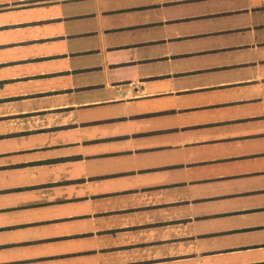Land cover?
I'll list each match as a JSON object with an SVG mask.
<instances>
[{
	"label": "crops",
	"instance_id": "0c3cea01",
	"mask_svg": "<svg viewBox=\"0 0 264 264\" xmlns=\"http://www.w3.org/2000/svg\"><path fill=\"white\" fill-rule=\"evenodd\" d=\"M109 1L0 0V264H264V0ZM144 98L178 160L108 147L147 134L131 117L104 136L76 116ZM224 198L241 206L193 209ZM212 217L218 247L194 228Z\"/></svg>",
	"mask_w": 264,
	"mask_h": 264
},
{
	"label": "rangeland",
	"instance_id": "374dc122",
	"mask_svg": "<svg viewBox=\"0 0 264 264\" xmlns=\"http://www.w3.org/2000/svg\"><path fill=\"white\" fill-rule=\"evenodd\" d=\"M205 1H213V0H205ZM110 3L109 0H100V5L105 4L108 5ZM71 4V3H70ZM75 4V3H73ZM74 6V5H73ZM89 8V6H86ZM67 8V7H66ZM69 9V8H67ZM75 9H79V6ZM73 9V11H77ZM55 9H52L50 11V14L55 13ZM239 11L230 12L229 15H238ZM48 30V29H45ZM225 40V39H223ZM219 43L218 41H213V43ZM214 43V44H215ZM47 48L46 46H44ZM48 50L50 52L59 51V44L58 43H52L51 46H49ZM84 60H87L86 58ZM220 61H224V57L219 58ZM54 63V62H53ZM56 64H51L41 62L37 64V68L39 70L48 71L52 68H59L62 67L63 61L60 60L59 62H55ZM72 63V61H71ZM77 63V62H76ZM54 83V84H53ZM51 86H58L60 82H53L50 81L46 83L47 87ZM160 85V84H159ZM154 86L153 89H160V86ZM164 85V84H163ZM162 87V86H161ZM131 88V87H130ZM125 88V89H130ZM100 91H95V93L92 92H86V93H80L73 95L71 97L72 101L76 102H82V101H89L91 99H98L102 100L106 97L107 91H103L101 93H98ZM133 96L132 91L130 90V94L128 95L127 92H123L121 95L116 97V99L119 102H124L127 100H130ZM69 101V100H68ZM163 102L167 103L166 100H159L158 98H144L136 100L129 104H122L115 107H111L108 105H97V106H86L83 108H80L76 110V116L81 119L91 121H100L101 123L97 125L93 129V133L97 132L99 135L107 136L109 133H113L114 128L110 127L106 123H102L105 120L113 119V118H132V122L130 127H135L138 131L147 132V134L139 135L138 137H135L134 140H123L119 142L118 144L113 141L104 142L107 144L108 147H121L126 148L129 146H135V147H141L144 148H152L149 152H142L140 154H143L142 157H137L136 162L140 163H160L162 161H176L181 157V154L183 153L182 150L179 148H173L172 145H176L177 142V134L173 130V125L175 124L173 118L171 116L165 117L166 115L162 113H158V105L163 104ZM172 118V119H170ZM109 126V127H108ZM112 131H111V130ZM120 141V140H118ZM186 153V151H185ZM254 196V195H253ZM246 197V196H242ZM233 199L230 198H224L219 199L217 202L215 201H208V202H195L194 203V211L198 212V210H207V213L215 215L212 213L214 211V207L221 208V206H241L239 203V200L233 201ZM243 202L245 200L243 199ZM222 203V204H221ZM258 204H264V199H261V202H256ZM247 205V204H245ZM262 212V213H261ZM259 213V217L261 218V222L264 223V210ZM218 217H212V218H204L201 220H196V223L194 224V228H200V230L209 231L210 234L215 233L216 227L219 225H226L227 220L224 218H220V220H217ZM228 224V223H227ZM210 245L211 247H218L220 243L218 241L219 238L216 235H210ZM202 239V238H201ZM221 242V241H220Z\"/></svg>",
	"mask_w": 264,
	"mask_h": 264
}]
</instances>
